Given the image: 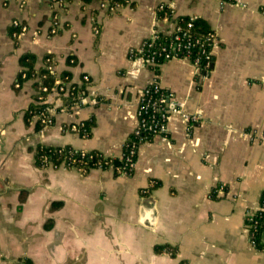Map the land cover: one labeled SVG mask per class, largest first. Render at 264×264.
<instances>
[{
	"label": "crops",
	"instance_id": "crops-1",
	"mask_svg": "<svg viewBox=\"0 0 264 264\" xmlns=\"http://www.w3.org/2000/svg\"><path fill=\"white\" fill-rule=\"evenodd\" d=\"M126 1L111 12L99 0H0V264H264L246 225L264 191V0ZM161 5L212 30L204 82L188 59L148 68L130 57L155 33H173L176 24L158 18ZM16 20L28 32L10 35ZM25 54L36 69L51 56L87 106L39 131L35 117L27 123L37 80L18 82ZM154 79L203 119L188 127L175 117L166 138L139 146L133 174H118L140 93ZM91 119L90 138L71 130ZM39 145L99 152L112 165L41 169ZM150 199L152 228L141 224Z\"/></svg>",
	"mask_w": 264,
	"mask_h": 264
},
{
	"label": "built area",
	"instance_id": "built-area-1",
	"mask_svg": "<svg viewBox=\"0 0 264 264\" xmlns=\"http://www.w3.org/2000/svg\"><path fill=\"white\" fill-rule=\"evenodd\" d=\"M104 8L115 12L118 6L110 7L107 4L102 5ZM174 13L173 9L171 8ZM264 12V11H263ZM194 20V19H192ZM56 26V24H54ZM52 29V33L56 32V29ZM12 27L18 28L19 33L28 32V26L22 22L16 20L12 23ZM179 27H175L174 31H180ZM155 33L152 38L156 36ZM17 35V34H16ZM174 51L169 52L164 50L163 52H154L148 55H141L143 52L140 47L137 49H131L129 54H134V59L141 60L143 65L148 68H156L159 64L157 58L163 57V61H169L171 59H188L196 67L198 74V81L204 82L212 69V56L213 48L215 46V37L213 34L209 36L207 42L211 43V50L207 52L204 49V45L201 44L199 40L196 42L192 41L187 33L182 35H177L175 37ZM198 49L197 56L192 60V55L194 49ZM144 54V53H142ZM205 56V64L201 66V57ZM48 69L54 75V84L51 88L43 85V80L38 77L36 80L38 82V87L35 91L36 99L33 103L36 105H44V109L35 115L37 120L41 121V128H47L52 126L55 122L57 115L66 113H78L80 110L87 106L88 100L85 95V90L81 86H77L72 92V80L68 76L59 74L54 64L48 60ZM25 77V76H24ZM83 83L87 86L89 84V79L87 77L83 78ZM19 86V84H17ZM55 96V101L50 102L49 98ZM137 126L133 131L131 138H152V137H163L166 138L168 134V125L175 117H179L188 127H194L195 125L201 123L203 117L200 111L189 113L186 111V105L184 102L175 98V96L165 91L159 84L157 79H154L152 83L144 87L140 93L137 106ZM84 126V121L77 122L71 125V130L80 133V128ZM130 138V140H131ZM128 141L125 145L127 148L126 154H122V168H118V173L122 175H128L127 169L134 168L136 163V157L138 153L137 143H129ZM124 147V148H125ZM75 154H80L81 158L86 157L90 152L74 150ZM124 159V162H123ZM78 160L73 156H67L62 163V166L69 167V169H77L79 171L85 172L84 166L77 167ZM82 162V159L80 160ZM84 165V164H83ZM61 166V167H62ZM52 167V166H49ZM221 193L224 191L220 190ZM253 213H249L248 217H252Z\"/></svg>",
	"mask_w": 264,
	"mask_h": 264
},
{
	"label": "trees",
	"instance_id": "trees-1",
	"mask_svg": "<svg viewBox=\"0 0 264 264\" xmlns=\"http://www.w3.org/2000/svg\"><path fill=\"white\" fill-rule=\"evenodd\" d=\"M58 1V0H57ZM72 1V0H71ZM83 4H91L93 1L96 0H80ZM102 3H108L110 7L114 6H125L127 4L126 0H99ZM158 18L160 19H170L172 20L177 27H179L180 31H175L171 34H164V33H157L153 39H148L142 42L141 55H148L154 52L160 53L164 50L167 51H174L175 45V37L177 35H182L183 33H187V36L194 42L199 40L202 45H204V49L209 52L211 50V43L207 42V39L212 34V30L208 26V24L202 19H190L188 17H174L171 8L168 5H161L158 8ZM20 30L18 28L12 27L10 29V35L14 33L19 34ZM16 42L17 40L14 39ZM198 49H194L192 60L196 58ZM131 58H134V54H130ZM51 59V56H46L44 59L45 64L36 69L35 62L36 58L33 54H25L20 58L19 65H20V72L18 73V82L23 84L24 82L32 79H37L40 77L43 80V85L51 88L54 84V75L48 69V60ZM214 61V57L212 56V63ZM70 64L74 65V62L69 59L68 61ZM157 62L159 64L164 63L163 57H158ZM205 56L202 55L201 57V66L205 64ZM64 76H69V74L65 73ZM25 76V77H24ZM38 87V82L34 84V88ZM77 88V85H72V92L74 89ZM36 99V96H34ZM33 99V100H34ZM44 109V105H36L34 103L31 104L27 113H26V122L29 123L31 119L35 117L36 114L41 112ZM55 122V120H54ZM95 125L93 119L84 121V126L80 128V136L82 138H90L92 136V129ZM36 129L39 131L41 129V121H36ZM150 138H131L129 143H137L138 147L143 144L145 141L149 140ZM127 148H124L123 154H126ZM73 156L78 160L76 166H84L86 171L84 173L89 172L91 169H103L106 170L112 165V160L109 158L104 157L99 152H90L86 155V157L81 158L80 154H75L74 149L71 147H56V146H46V145H39L35 151V163L38 168H47L52 166L54 169H58L62 166L65 157ZM137 158V157H136ZM82 159V162L80 160ZM136 160V159H135ZM124 162V159H123ZM84 164V165H83ZM123 165L116 167V171L118 168H122ZM69 168V167H67ZM134 168H128L127 173L128 176L133 174ZM118 173V171H117ZM120 174V173H118ZM25 194H22L21 200L24 201ZM213 199H219L217 197V191H214L211 194ZM61 206V203H53L52 209H56ZM253 216L246 218V225L249 229V236L251 243L254 247L260 251H264V242H263V234H264V191L260 196V204L259 208L256 211L251 212ZM156 253L167 252L169 251L171 254H174L171 247L169 246H155L154 248ZM30 264V263H28Z\"/></svg>",
	"mask_w": 264,
	"mask_h": 264
},
{
	"label": "water",
	"instance_id": "water-1",
	"mask_svg": "<svg viewBox=\"0 0 264 264\" xmlns=\"http://www.w3.org/2000/svg\"><path fill=\"white\" fill-rule=\"evenodd\" d=\"M156 221V210L153 200H147L143 206V221L142 225H146L149 228L154 227Z\"/></svg>",
	"mask_w": 264,
	"mask_h": 264
}]
</instances>
